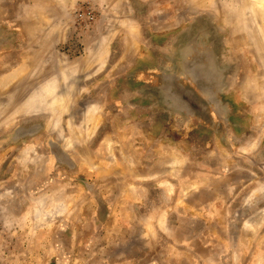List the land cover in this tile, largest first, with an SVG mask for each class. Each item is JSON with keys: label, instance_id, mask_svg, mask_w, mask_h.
<instances>
[{"label": "rangeland", "instance_id": "obj_1", "mask_svg": "<svg viewBox=\"0 0 264 264\" xmlns=\"http://www.w3.org/2000/svg\"><path fill=\"white\" fill-rule=\"evenodd\" d=\"M124 2L77 4L61 52L127 60L67 91L27 85L38 7L0 0V264H264V0Z\"/></svg>", "mask_w": 264, "mask_h": 264}, {"label": "crops", "instance_id": "obj_2", "mask_svg": "<svg viewBox=\"0 0 264 264\" xmlns=\"http://www.w3.org/2000/svg\"><path fill=\"white\" fill-rule=\"evenodd\" d=\"M32 2L38 7V16L31 20L27 19L26 25L38 28V32L31 36L23 32L20 37L22 40L24 39V42H28V40L31 39L30 37H33L31 41L37 43L36 48L33 47L31 51L27 50L28 52L25 56L26 62L24 60L27 66L24 67V72L27 71V74L34 78L32 82L30 79H27V85L52 86L53 90H55L57 86H68L67 91H70L72 86H89L91 89L94 87L97 89L101 86V90L103 86H114V84L110 83L111 80H114L113 75H116L118 78L119 73L121 71V73H123L127 56L123 54L121 57L114 58V52L109 51L111 36L107 35L100 37V39H95L96 42L94 46H89V41L84 40L85 43H82L84 53L81 56H71L69 55L70 51H68V54L62 53L59 48H61L62 45L70 43L72 41L71 39L75 36L76 29L72 30V28L76 26L74 15L78 3L88 2L99 11H119L122 9L124 11V0L114 2L113 0H8V9L11 8L12 5H20V10H24L29 7ZM111 20L112 19H97L94 24L91 25L93 30L90 35L92 34V37H97V28L100 27L102 31L105 26H109ZM114 21L115 26H134L133 21H129L126 18ZM95 31L97 33L94 35L93 33ZM112 36L114 37V35ZM112 42H114V39ZM23 53V49H21V54ZM30 60L34 61L32 66L29 65L30 62L28 61ZM129 64L131 65L133 63ZM115 66L118 67L116 72L114 70L116 68ZM186 66L188 68L189 65L187 64ZM121 68L122 70L120 71ZM162 73L165 75H172V71L169 69L162 71ZM215 73L219 76L225 74V72L222 71H217ZM186 74H189L188 70ZM117 83L119 82L117 81ZM92 106L91 104L90 107ZM86 110H88V108ZM135 161L139 162V164H133L130 168L131 170L138 169L140 165H142L143 169H146V171H152V168H154L152 165L144 163L145 161L143 160L136 159ZM164 164L169 171H172L174 168V163L171 162V160H168V162ZM148 174H150V176L145 178V180H153L152 172ZM135 181L136 180L126 182L124 186L143 187L142 183ZM163 183L164 186L169 184L166 181ZM141 199L140 196V201ZM149 215L148 213L146 218L150 219Z\"/></svg>", "mask_w": 264, "mask_h": 264}]
</instances>
